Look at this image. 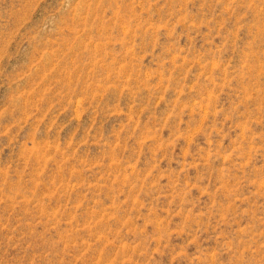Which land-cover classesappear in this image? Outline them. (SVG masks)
<instances>
[{
    "label": "rangeland",
    "instance_id": "rangeland-1",
    "mask_svg": "<svg viewBox=\"0 0 264 264\" xmlns=\"http://www.w3.org/2000/svg\"><path fill=\"white\" fill-rule=\"evenodd\" d=\"M0 264H264V0H0Z\"/></svg>",
    "mask_w": 264,
    "mask_h": 264
}]
</instances>
